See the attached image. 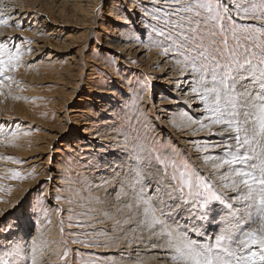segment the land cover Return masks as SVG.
Returning <instances> with one entry per match:
<instances>
[{
  "label": "rangeland",
  "instance_id": "1",
  "mask_svg": "<svg viewBox=\"0 0 264 264\" xmlns=\"http://www.w3.org/2000/svg\"><path fill=\"white\" fill-rule=\"evenodd\" d=\"M139 2L4 0L11 20L9 26H0V38H23L16 43L25 55L22 65L12 74L18 86L13 84L11 90L5 88V94L0 95V122H18L21 131L29 134L21 136L15 145L0 144V213H9L21 201L25 205L41 203L31 220H22L19 228L0 236V247H7L9 241L22 243L29 253L27 264L33 258V241L35 264H89L90 261L154 264L158 260L170 263L166 259L167 251L155 247L152 243L155 238L135 223V214L129 218V209L121 202L126 198H117L121 190L118 179H127L128 169L136 163L128 156L127 149L131 147L128 141L137 134L149 148L154 145L156 152L167 150L177 163L184 162L204 176L213 173L210 164L194 161L195 152L188 150V144L163 122L165 118L158 108L166 111V106L160 104L165 94L176 99L172 114L183 108L193 116L195 104L183 101L174 92L183 87L182 83H172L181 79L174 77L177 71L182 72L183 65L171 58L175 53L165 56L163 46L151 43L162 39L151 27L145 29L151 17L144 20L132 15L139 29L134 39L130 36L127 40H135V46L122 45L126 38L120 37L121 31L115 25L119 15L132 13ZM11 5L15 6V12L9 11ZM13 21L22 27H16ZM41 40L50 42V46L38 47ZM69 45L72 51H66ZM54 49L60 52L54 55L50 52ZM181 75L185 82L190 79L187 71ZM167 78H171L170 83L159 82ZM142 84L147 85L143 91ZM74 88L77 92L65 104L67 92ZM101 90L107 92L100 93ZM136 94L142 97L137 104L139 112L131 106ZM199 106L201 102L196 107ZM73 109L79 111L70 114L68 111ZM71 115L77 117L68 120L66 117ZM175 118L183 121L179 115ZM87 122L106 131L100 134L102 140L96 138L91 143L87 135L85 143L78 141ZM50 128L58 129L59 137L48 146ZM198 133L213 137L206 130ZM214 152L217 150L209 149L208 154ZM12 171H19L23 179H11ZM145 171L148 174L144 182L150 184L152 174ZM104 173L111 176L108 182L100 181L99 176ZM212 178L215 181V176ZM224 212V208L217 206V213ZM19 215L15 211L7 219ZM78 223L82 227H77ZM220 227L223 221L218 217L206 231L193 232L190 238L214 243ZM125 231L132 233L129 236L132 239L145 243L144 247L138 246L146 250L140 251V256L123 242ZM73 239L90 246L74 244ZM66 250L68 256L63 258Z\"/></svg>",
  "mask_w": 264,
  "mask_h": 264
},
{
  "label": "snow or ice",
  "instance_id": "2",
  "mask_svg": "<svg viewBox=\"0 0 264 264\" xmlns=\"http://www.w3.org/2000/svg\"><path fill=\"white\" fill-rule=\"evenodd\" d=\"M132 15L151 17L145 29L151 27L162 38L151 43L163 46L165 56L175 53L171 58L188 72L189 88L201 102L202 115L185 112L181 118L198 125L194 132L206 130L217 139H205L202 145L203 161L213 170L204 176L177 163L167 150L156 152L154 145L149 148L138 134L133 136L127 154L136 163L128 169L127 179H118L117 198H126L121 202L129 209V218L135 214V223L155 238V247L167 251L170 264H264V0H140L123 18L138 30ZM10 20L7 5L0 0V26H9ZM18 39L23 38H0V95L5 88L18 86L12 74L25 55ZM146 87L142 84L141 91ZM141 99L136 94L131 100L137 112ZM28 134L18 122H0V144L15 145ZM210 148L219 151L208 154ZM146 169L152 174L150 185L144 182ZM10 178L23 179L19 171H12ZM40 203L21 201L9 213H0V236L19 228L22 220H31ZM217 206L225 209L222 215ZM15 211L20 215L8 220ZM218 217L223 227L214 243L190 238L193 232L206 231ZM72 243L90 246L78 239ZM35 252L33 241L30 264H35ZM28 255L22 243L9 241L0 247V264H27ZM67 256L68 250L63 258Z\"/></svg>",
  "mask_w": 264,
  "mask_h": 264
},
{
  "label": "bare ground",
  "instance_id": "3",
  "mask_svg": "<svg viewBox=\"0 0 264 264\" xmlns=\"http://www.w3.org/2000/svg\"><path fill=\"white\" fill-rule=\"evenodd\" d=\"M6 1V0H5ZM103 1L104 0H101V2L103 3ZM138 1H140V0H138ZM88 2V1H87ZM94 2H95V0H94ZM82 4V3H81ZM7 5V4H6ZM88 5V4H87ZM138 5L139 4H137L135 7L137 8L138 7ZM94 6V5H93ZM11 8H9V11H12V12H15V10H16V8H15V6H13V5H11L10 6ZM82 9H84L83 8V4H82ZM22 8V7H21ZM86 8V7H85ZM20 9V8H19ZM78 9V8H77ZM79 9H80V7H79ZM92 9V8H91ZM93 10H94V8H93ZM85 11V10H84ZM139 11L140 12H143V8H140L139 9ZM89 12V11H88ZM16 13H18L17 11H16ZM86 15V14H85ZM90 15V14H89ZM128 14H126L125 16H127ZM125 16H123L122 14L121 15H119V19L117 20V23H119V24H121V25H124V24H127L128 26L127 27H116L118 30H120L121 31V38H123V37H125L126 38V40H125V43L124 44H122L123 46H128V48H133V46H135V43L133 42V41H135V40H127V37H130V36H132L131 38L132 39H134V37L136 36V34H135V32H136V30H134L132 27H131V24L132 23H130L128 20H125V19H123ZM131 20H132V18H131ZM59 23H61V22H59ZM116 26V25H115ZM131 27V28H130ZM52 32V31H51ZM132 33V35L130 34V33ZM54 33V32H53ZM126 33L128 34V35H126ZM120 38V39H121ZM41 42H42V44L41 45H39L38 47H40V48H44V49H46V48H48L49 46H50V42H48V41H46V40H41ZM125 47V48H126ZM124 48V47H123ZM72 49V47L69 45V46H67V50L66 51H72L71 50ZM60 52V50H57V49H54V50H52V51H50L51 53H54V55H56L55 54V52ZM137 51H139L140 52V50H137ZM50 53V54H51ZM165 63V62H164ZM165 66V65H164ZM165 68V67H164ZM172 74V73H171ZM176 74H178L176 77H174V76H171V77H174V78H181L180 80H178V81H173L172 83H182L181 85L183 86L181 89H174V92H176V93H179V95L180 96H182L183 97V101H185V102H190L191 104H195V106L193 107L194 109H193V111L192 112H194L195 114H193V117H199V116H201L202 115V112H201V108H202V106H199V107H196L198 104L200 105V100L195 96V94H193L191 91H190V88H189V86L187 85V83L189 82V80L187 81V82H185L184 81V78H182L183 76L181 75L182 74V72L180 73H178V71H177V73ZM188 77V76H187ZM190 78V77H189ZM185 79H188V78H185ZM170 81H171V78H167V79H161V81H159V82H162V83H170ZM77 87H78V85H77ZM77 92V89L76 88H74L73 90H71L70 92H67L68 93V95H69V97L66 99V101H65V104H68L67 103V101H69V100H71L73 97H74V95H75V93ZM105 92H107L106 90H101L100 91V93H105ZM65 94V93H64ZM86 99H91V98H87L86 97ZM175 97H172V96H170V95H166L165 94V96H164V99H163V101H161L160 102V104L163 106H166L165 107V109H166V111H164V110H162L163 109V107H159L158 109H159V111L161 112V114H162V118L164 119L163 120V122L165 121L166 123H168L169 124V126H170V129H171V131L173 130V132H175L177 135H179L181 138H182V141L185 143V144H188V150H191L192 149V151L193 152H195V156H194V161L196 162V163H202L203 164V156L205 155V153H204V151H203V147H202V145H203V143H204V140L205 139H208V140H211V141H215L216 139H217V137H210V138H207V137H203V136H199L200 134L198 133V132H194L193 131V127L196 125V124H189V123H187V124H184V120H187L186 118L185 119H182L183 121H178V120H176V118H175V116L176 115H179L180 117H181V114L182 113H185L184 111H183V108H180L178 111H177V113H175V114H172V112H170L172 109H174L175 107V104H176V102H175ZM170 105H171V107H170ZM196 107V108H195ZM102 109V108H101ZM176 109V108H175ZM167 110H169V111H167ZM77 111H79L78 109H73V110H71V111H68L70 114H71V112H77ZM72 117H66L68 120H71V119H73V118H76L77 117V115H71ZM188 122V121H187ZM84 125H86V126H84L85 128L83 129V131H81L82 132V134L83 135H81V137L82 138H80L79 139V137L80 136H78V141H81L82 143H85V140H87L88 138H86L87 137V135H89L88 137H89V139H90V142L91 143H93L94 141L96 142V138H98L99 140H102L101 139V137H100V134L101 133H103V132H106L104 129H100V128H95V125L93 124V123H91V122H87V123H84ZM60 129V128H59ZM100 129V130H99ZM59 132H58V129H54V128H50L49 129V132H48V137H50L51 138V141H47L48 142V146H51V143L54 141V139H56V138H58L59 137V134H58ZM96 134V135H95ZM180 138V139H181ZM42 146V145H41ZM41 146H40V149H41ZM198 146H200V150L198 151L197 150V148H198ZM90 148V147H89ZM211 149V148H210ZM88 150V149H87ZM215 150H217V151H219L218 149H212V151H215ZM209 151V150H208ZM43 157V156H42ZM39 158V157H38ZM42 162V161H41ZM40 163V162H39ZM93 164H95V161H94V163ZM90 169H95L94 167L93 168H90ZM118 172V171H117ZM90 174H92V173H90ZM115 174V173H114ZM100 178H101V182H104V180H106V182H108V180L107 179H109L111 176L107 173V174H101V176H99ZM146 178V177H145ZM152 178V177H151ZM147 183V182H146ZM150 185V184H149ZM28 189V188H27ZM26 189V190H27ZM25 190V191H26ZM128 231H125L124 233H126V234H124L123 233V242L127 245V247L128 248H131L132 249V251H134L133 253H135V254H137V256H140L141 255V252L140 251H146V250H140L141 248H138V246H145L144 244V242H143V240L140 242V240H139V242H137L138 240H136V239H132V237H129V236H131L132 235V233L131 232H129V233H127ZM122 240V239H121ZM200 242L199 243H207L206 242V240H208V239H204L203 240V238H201V239H198ZM143 249H145V248H143ZM161 259H165V257L163 256V255H160L159 256ZM154 264H165V262L164 261H154ZM170 264V263H169Z\"/></svg>",
  "mask_w": 264,
  "mask_h": 264
}]
</instances>
